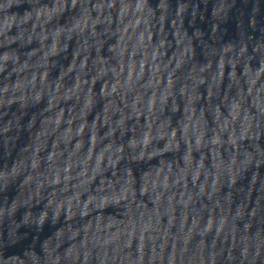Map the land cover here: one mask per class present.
<instances>
[{"label":"water","instance_id":"water-1","mask_svg":"<svg viewBox=\"0 0 264 264\" xmlns=\"http://www.w3.org/2000/svg\"><path fill=\"white\" fill-rule=\"evenodd\" d=\"M0 264H264V0H0Z\"/></svg>","mask_w":264,"mask_h":264}]
</instances>
